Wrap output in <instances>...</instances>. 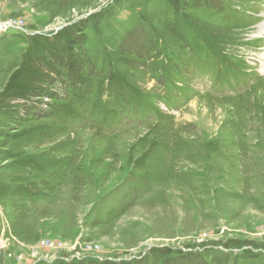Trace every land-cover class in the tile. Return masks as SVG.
<instances>
[{"label": "rangeland", "instance_id": "obj_1", "mask_svg": "<svg viewBox=\"0 0 264 264\" xmlns=\"http://www.w3.org/2000/svg\"><path fill=\"white\" fill-rule=\"evenodd\" d=\"M11 13L29 40L0 42L8 63L81 38L42 79L30 54L0 77V264H264V0H0Z\"/></svg>", "mask_w": 264, "mask_h": 264}, {"label": "trees", "instance_id": "obj_2", "mask_svg": "<svg viewBox=\"0 0 264 264\" xmlns=\"http://www.w3.org/2000/svg\"><path fill=\"white\" fill-rule=\"evenodd\" d=\"M11 17H18V16H14L13 13H11V15L9 16V18ZM243 24V23H241ZM26 26H29L28 24H26ZM30 29V27H28ZM25 29L28 31V29L25 27ZM67 32V36H65V38L63 39H57V41L55 43H53L54 41H50L48 40L46 37H42L39 42L37 43H31L30 41V44L27 46V49L25 51H21V53L15 57L14 60H12L11 62L8 63V60L9 59H3L1 56H0V74L2 76L0 77H5L8 73H10L12 71V68H13V65L16 64V59H21V61L23 62V59H24V56L26 54H30L29 57L31 56H38V60H42L46 63L43 64V66L40 68V71L44 69V73L40 74L36 77V78H39V79H42V77L44 76L45 72L48 71V70H51L52 68H54L55 66L58 65V63L60 62L58 59L57 56H62L63 54L60 52V49L64 48L65 46V42H67L68 40L70 39H76L75 41L77 40H80L81 37H77L78 35H75V34H72L71 31H66ZM65 32V33H66ZM78 34V33H77ZM26 37L28 40H29V35L27 32L25 31H22V30H11V31H7L5 33H2L0 34V42L2 41H5V40H15V37ZM99 36V35H98ZM100 42L102 43V46L101 48H103L104 46V43L102 40H95L94 43H93V46L96 47V48H100L98 45H96V42ZM32 48L33 51H30ZM127 48V47H125ZM1 49H4V47H2ZM3 55H5V53H2ZM194 57H198L196 55H193ZM28 57V58H29ZM200 57H204L202 55H200ZM54 60V61H53ZM6 64V66H4ZM47 64V65H46ZM221 63H220V60L218 59V57L215 58V63L214 65L216 66H219ZM212 65V71L214 72L215 75H220L219 73V70L216 66ZM222 65V64H221ZM4 66V67H3ZM225 69H227L228 71L225 72V75H227V73H231V72H234V70L224 66ZM227 77V76H226ZM112 82H114L112 80ZM258 82L254 83V84H247V87L246 85L243 87V89H250L251 86L253 85H256ZM39 85H40V81H39ZM240 84H230V83H224L222 85V88H221V91L218 92L217 90H214V94L217 95V96H221V98H227V97H236L238 95H242L243 93H241L240 91H237V87L239 86ZM113 87H116V93H113L112 91V88ZM34 89H31L26 91L27 94H25L24 96H33L34 95ZM129 89L125 90L123 89L120 85H118L117 83L115 84H112L111 85V89L109 90V93L112 94L113 97H116L117 94H119L120 92H128ZM130 90L133 91V89L131 88ZM42 92V90L39 88V93ZM128 97H129V94H128ZM102 99H104V96L103 95H99V100L94 104V107H97L96 104L97 103H100L102 101ZM15 100L16 99H13V103H15ZM80 108H82V99L80 98V96H76V98L74 99ZM12 101V100H11ZM118 103V102H117ZM116 103V104H117ZM18 104H14V107L17 106ZM111 106V105H109ZM99 108V107H98ZM102 109L101 110H104L103 107H101ZM17 108H13V112H17ZM70 110H67V112H69ZM134 115V110L133 109H130L126 116H133ZM140 119H142V117H138ZM133 123H137V122H133ZM109 135H113L112 133L109 134ZM36 165L33 166V163L30 164V167L32 169V167H35ZM60 166H62V170L63 172L65 171H68L70 169V165L67 164V163H63L61 164Z\"/></svg>", "mask_w": 264, "mask_h": 264}, {"label": "built area", "instance_id": "obj_3", "mask_svg": "<svg viewBox=\"0 0 264 264\" xmlns=\"http://www.w3.org/2000/svg\"><path fill=\"white\" fill-rule=\"evenodd\" d=\"M22 26H24L23 21H21L20 19L10 18V20L7 21L6 23L4 22L0 23V31H4L8 28H22Z\"/></svg>", "mask_w": 264, "mask_h": 264}]
</instances>
